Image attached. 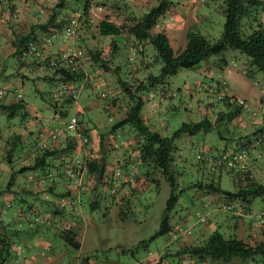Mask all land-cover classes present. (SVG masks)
<instances>
[{"label": "rangeland", "instance_id": "obj_1", "mask_svg": "<svg viewBox=\"0 0 264 264\" xmlns=\"http://www.w3.org/2000/svg\"><path fill=\"white\" fill-rule=\"evenodd\" d=\"M99 1H104V4ZM157 1L127 0L129 6L124 7L121 0H89L88 31H79L87 44L101 46L102 55L109 57L111 66L121 63L118 73L104 70L99 62L92 59L88 47L79 43L81 38L77 36V30L65 39V26L54 32V36L38 28V23L46 19L47 10L58 0H4L3 6L0 3V102L9 101L16 92H22L29 107L26 120H22L20 114L10 117L6 111L0 110V132L3 135L25 131L24 140L13 147L11 162L0 154V188L3 190L0 196V237L5 239V255L0 264H83V254L92 252V264H137L147 259L153 262L157 259L155 256L160 254L163 259L158 264H227L211 259L198 262L196 257L180 251L184 246L200 243L203 235H207L215 223L225 235H235L250 244L264 240V221L261 219L264 195H255L247 203L239 199L228 201L223 191L209 192L204 185H200V181L207 183L212 174L215 177L218 173L214 168L216 157L210 156L211 160L208 158L203 163L198 154L207 157V148L218 152L226 145H235L237 137L251 134L256 123L264 120V74L255 69L245 53L228 48L223 52L226 63L218 65L217 59L221 55H211L193 67H179L176 73L168 75L161 82L147 85L139 92L143 98L141 118L150 129L171 135L184 122H195L204 117L214 122L205 131L194 135L183 133L175 138L176 170L173 174L176 190L183 189L171 210L172 230L148 240L146 246L141 244L159 228L170 185L161 169L155 168L152 162L139 161V135L131 123L124 124L113 133H109V130L113 122L124 117L130 98L128 93L121 90L120 81L136 85L147 75L158 74L161 62L153 60L155 49L149 43L145 60L149 62L147 66H143L144 61L138 59L141 54L135 50V46H125L121 41L117 42L118 47L113 48L109 40L114 36H100L97 23L106 14L114 22L121 23L129 10L139 14ZM170 1L155 29L166 32L174 49L184 47L189 30L206 36L210 41L220 37L225 21L224 0ZM68 4L69 8L81 7L82 1L69 0ZM117 4L121 7H117ZM38 7L42 9L41 15L34 10ZM80 13L78 9L71 13L70 19L75 18V26L78 25ZM259 16L264 19V12L260 11ZM30 28L37 35L42 52L37 48L33 51L34 55L20 57L21 62L13 53L15 37ZM249 31L247 27L244 34ZM42 34L44 37L40 38ZM48 36H51V44L43 45ZM65 46L82 51L84 61L80 68L84 73L80 78L67 82L77 88L76 97L69 102L60 101L54 107L52 92L65 82L52 78L54 73L44 66L39 57L51 50H62ZM131 46L136 52L131 50ZM251 68L255 72L248 76V69ZM223 95L242 98L247 106L241 107L238 113L229 114L233 105H226ZM72 116L79 119L75 130L66 127ZM49 128L59 132L56 142L62 145L60 148L64 143L69 147V134L75 139L80 153L75 145L61 151L66 153H59L61 159H58L59 155L49 156L45 170L50 176L46 178L43 173L39 174L40 168L17 171L15 179L31 184L28 186L32 194L24 193L15 185V196L6 197L11 195V190L6 189L9 166L18 168L23 157L30 161L28 141L37 137L38 129L41 130L39 139H52ZM29 129L33 131L27 134ZM94 129L98 135L102 134V140L92 135ZM6 148L8 145L0 135V153ZM73 151L76 152L75 156L69 157ZM250 153L252 157L257 155L252 160V172L263 181L264 149L258 146ZM102 156H105V160ZM241 158V162L249 163L246 155ZM92 160L98 165L103 162L106 165L105 173L97 180V172L89 171L87 165ZM219 174L216 183L223 189L235 190L232 173L223 168ZM109 176L113 179L111 184ZM122 181L131 182L128 186L130 184L135 189H120L118 185ZM52 182H55L52 186L55 191L48 198L47 186ZM68 184L76 196L73 202L69 195L62 199L57 196V192L65 190ZM90 187L94 189L89 191ZM97 198L95 206H92V201ZM56 201L67 206L60 207L61 212H54ZM128 201L131 213L125 218L122 208ZM70 208L72 213H68ZM63 228L76 233V239L78 237L83 246L82 251L66 245L54 233ZM45 235L49 236L41 239L44 248L40 246V249L36 241ZM248 259L235 257L231 264H264L258 258Z\"/></svg>", "mask_w": 264, "mask_h": 264}, {"label": "trees", "instance_id": "obj_2", "mask_svg": "<svg viewBox=\"0 0 264 264\" xmlns=\"http://www.w3.org/2000/svg\"><path fill=\"white\" fill-rule=\"evenodd\" d=\"M3 1L4 0H0L1 5L3 4ZM81 1V7L73 6L69 8V0H58V2H56L53 7L47 10L48 12L46 13V19L38 23V28H40V30H42L43 32H46L45 34L58 32L59 29L62 30V27L66 26L69 23L73 10H80L81 13L80 16H78V25L76 24L75 26V30H77L78 32L77 36H80L81 38L79 43H83L88 47L92 59L99 62V65L104 70H113L118 73L121 67V63L117 62L114 63L113 66H111L108 63L109 57L106 58L102 55L103 50L101 46L97 45L96 43H93L92 45L87 44V41L83 37V34L79 31H88V25L86 23L89 21L88 13L90 2L89 0ZM121 1L124 2L122 6H129L127 0ZM99 2L104 4V1ZM170 3V0H158L156 3L152 4L147 9H144L139 14H136L133 10H129L128 15L123 19V22L121 23L114 22L109 18L107 14L97 23L98 34L100 36H114L113 39L110 38L109 40L113 48L118 47L117 42L121 41H124L125 46H135V50L141 54L138 59L144 61L143 66H147L149 62L145 60L146 56L148 55L147 44L149 43L155 49V52L152 54L153 60H159L161 62L158 74H149L144 80H140L136 85L133 82L124 80L120 81L121 90L128 93L130 98L126 106L127 110L124 117L113 122L109 130V133H113L118 128H121L124 124L131 123L136 128L137 134L139 135V139L137 141L138 153L136 152L139 156V161L143 163L152 162L155 168L161 169L170 185V193L166 200V206L160 218L159 228L152 235H150L148 239L142 241L141 244L143 246H146L147 241L153 239L155 236L168 233L172 230V224L170 223L171 210L174 208L178 200L179 193L183 189L180 188L179 190H176L177 183L173 174L174 170H176L175 150L177 149V146L174 143L175 138L179 137L183 133L194 135L200 131H205L206 129H209L211 126H213L214 122H212L207 117H204L195 122H184L171 135H165L159 130L148 128V126L142 120L140 113L143 105V98L141 97L139 92L144 87H147V85H153L156 82H161L168 75L176 73L179 67H193L202 60H206L211 55H221L217 59L219 61L218 65H220V63H226L227 59L223 55V52L228 48L238 49L241 52L245 53L250 58L251 63L255 66V69L260 70L264 74V19L260 18L259 16L260 11L264 12V0H224L223 12L225 15V21L223 23V30L220 37L214 41H210L206 36L189 30L187 32V41L184 47L178 49H174L171 46L169 37L164 30L155 29V26L159 23V17L165 13ZM118 6L121 7V5L117 4V7ZM34 10L36 13H38V15H41L42 9L40 7L34 8ZM247 27L250 28V31L245 35L244 30L247 29ZM41 37H44V35L42 34L40 38ZM34 40L38 42V37L35 34L33 28H30L26 32L20 33L19 35H16L14 41L15 48L13 53L18 57V60L20 59V57L27 58L30 57V55H34L33 51L37 48L38 51L42 52L39 42L34 43ZM30 42L34 43H31L34 46L32 50L30 48ZM136 44L141 45L137 46ZM23 49L24 54H22ZM42 56L43 57H39V59L45 64L44 66H46L54 73V76H52V78H54L55 80L61 82L74 81L80 78L84 73V70L80 67L71 69L70 67L66 66L64 60L60 56V50H51V52H45V54H43ZM127 59L128 61H130L129 58ZM20 61L22 62L21 59ZM254 72V69H248L247 75L252 76ZM14 96L15 97L13 99H10L9 101H1L0 110L6 111L7 115L10 117L16 114H20V118L22 120H26L27 116L29 115L28 104L23 98V95L16 98L15 93ZM72 99H74V97L72 96H64V99L61 98L58 100H53L52 98V100L54 101V107H57L60 101L69 102ZM222 99L224 100V103L226 105H233V108L231 109V111H229V114H232L233 112L238 113L239 109L241 107H244L242 103L238 102V98L223 95ZM231 116H229V118ZM217 119H219V117ZM40 129H38L37 137L34 139L32 138V140L30 139L28 141L29 148L27 149V154L28 158H30V161L23 157L18 168H15L11 165L9 166L11 171L9 180L6 184L7 190H10L11 183H13L14 181L18 182L15 179V173L17 171L34 170L40 168L41 172L39 174L43 173V177L45 178L47 176H50V173L46 172L45 170V167L48 163L47 158L49 156H58L59 153L66 154L62 153L61 151H63L64 149L73 148L76 145L75 139H72V136L67 134V136H70V140H68L70 141L68 143L69 147L67 148V144L65 145L64 143L63 148H60L62 145L59 146L58 142H56L60 134L55 128H49L53 132H51L50 135L54 134L55 137H52V139L50 140L48 138L47 140H44L43 138L39 139L38 134L39 132L41 134ZM32 131L33 130L29 129V131L26 133L29 134V132L32 133ZM23 133H25V131H23L22 133L14 132L6 136L0 132V135L4 137L5 144L8 145V148H6V150L2 151L0 154L6 157L9 162H11L12 160L13 147L18 143L20 144V142L24 140ZM100 139L102 140V134L100 136ZM101 145L103 146L102 142ZM258 146L264 149V120L258 121L256 123V126H254L251 134H244L237 137L235 145H226L221 151L218 152L213 151V149L207 148V157H204L202 153L198 154V157L203 163L206 162L208 158L209 160H211L210 156L216 157L217 160H215L214 168L217 171L216 173H218L215 177H213L212 174V177H210V181L207 183H203V181H200V185H204L209 192L223 191L228 201L239 199L242 202L247 203L255 195H264V180L261 181L255 177L254 173L252 172L251 165L252 160L255 159L257 155L252 157L250 151L253 149H258ZM242 151L245 152L244 155H246V157L249 159V163L245 161L241 162L243 159L238 155ZM74 152L75 151H73L72 155L68 156H75L76 152ZM248 155L250 156L248 157ZM58 159H61L60 155L58 156ZM102 159L105 160V156H102ZM87 165L89 171L97 172L96 180L100 178L106 171V165L104 164V162L98 165L95 160H92L88 161ZM223 168L232 173L234 182L236 184L235 190L223 189L216 183V177L220 175L219 173ZM137 177L138 175H136V178ZM109 179V183L111 184V181H113V179L112 177H110ZM242 181H244L243 184ZM19 182L20 184L25 183L23 181ZM128 183L131 182L122 181L118 186L120 187V189L124 188L123 190H125V188H127L128 190L133 191L135 188L130 184L128 186ZM96 184L97 182H95L93 186L95 187ZM53 185H55V182H52L50 186H47L48 190L46 193L48 195V198L49 194L55 191V188L52 189ZM94 187H90L89 191H92ZM2 191L3 190L0 188V196L2 195ZM67 195L73 198L72 202L76 198L75 194L72 193V189L69 184L67 185L65 190L57 192V196L61 199L62 197H66ZM43 198L45 197L43 196ZM97 201L98 198L95 201H92V206H95V203ZM56 202L57 206L54 208V212H61L59 210L60 207L65 208L67 206V204L65 203L58 201ZM31 204L32 203H29V205ZM68 210V213H72V208ZM130 213L131 205L128 201L126 206H123L122 208V215L126 218ZM263 216H261V219H263L264 221ZM211 225L212 224H210V226ZM208 232L209 233L207 235H203L200 243L184 246L180 251L186 254L188 253L189 256L196 257L198 262L204 261L206 259H211L231 264L235 257H238L243 259L249 258L251 260H256V258H258L259 261H262L264 263V240L254 244H250L235 235H225L222 231L219 230L217 223L211 226ZM54 233L59 235L66 245H70L75 250L79 249L80 242L76 239V233L73 230L63 228ZM4 240V238L0 237V242L2 245V247H0V260L2 259V256L5 255L3 248L5 246ZM93 256V252L84 253L82 263L92 264L91 260H93ZM155 257H157V259L153 262H151L150 259H147L146 261L142 260L140 262H137V264L161 263L163 259L162 254Z\"/></svg>", "mask_w": 264, "mask_h": 264}, {"label": "built area", "instance_id": "obj_3", "mask_svg": "<svg viewBox=\"0 0 264 264\" xmlns=\"http://www.w3.org/2000/svg\"><path fill=\"white\" fill-rule=\"evenodd\" d=\"M195 1V0H192ZM75 18H71L69 23L65 26V30L63 32V37L66 39L68 37H70L74 31H75ZM56 34L52 33V36H54ZM51 44V36L46 37V39L43 41V45L45 44ZM31 48H33L34 46H32L31 42L29 43ZM134 47L131 46V50L133 51ZM24 54V51H23ZM60 56L62 57V59L64 60V63L66 66L70 67L71 69H76L79 68L81 66V64L83 63L84 59L82 58V51L80 49H73L71 47L65 46L62 50H60ZM1 92V91H0ZM65 95L68 96H72V97H76L77 95V88L75 87V85L73 84H69L67 82L62 83L55 91L52 92V98L53 99H60L62 97H64ZM22 96V92H16V98ZM238 102L242 103L243 106H247V102L242 99V98H238ZM78 124V119L76 116H72L70 117L69 121H67L66 123V127L68 129H72L75 130L76 126ZM52 137H55L54 134H51ZM245 152H241L238 156L242 157L244 155Z\"/></svg>", "mask_w": 264, "mask_h": 264}, {"label": "crops", "instance_id": "obj_4", "mask_svg": "<svg viewBox=\"0 0 264 264\" xmlns=\"http://www.w3.org/2000/svg\"><path fill=\"white\" fill-rule=\"evenodd\" d=\"M97 131H96V129H94V133L92 134V135H94V137H99L100 138V136L97 134ZM98 139V138H97ZM70 141H68L67 143H69ZM77 147V152H79V148H78V145L76 146ZM81 150V149H80ZM80 153V152H79ZM77 156V155H76ZM8 170H9V172L11 171V169L10 168H8ZM23 183V182H22ZM15 185L16 186H18V189L20 190V189H22L21 191H24V193H27V194H32V190L30 189L31 187H29L28 185H30V186H32L31 184H26V183H23V184H20V182L18 181V182H16V181H14L13 183H11V185H10V190H11V188H12V191L9 193V194H11L10 196H8V195H6V197H14L15 196V191L14 190H17V189H13V187H15ZM12 186V187H11ZM28 186V187H27ZM3 194H5V193H3ZM11 198V199H12ZM48 236L49 235H45V236H40V238L36 241V243H39V248L41 249V247L40 246H43V244H42V242H44V241H42L41 239L42 238H48ZM78 236V235H77ZM77 239H78V237H77ZM79 242H80V240H79ZM45 246H48V244H46ZM82 244H81V242H80V247H79V249L78 250H81L82 251ZM43 248H44V246H43ZM39 254H42V253H40L39 252ZM38 260H39V257L37 258ZM40 262V261H39Z\"/></svg>", "mask_w": 264, "mask_h": 264}]
</instances>
